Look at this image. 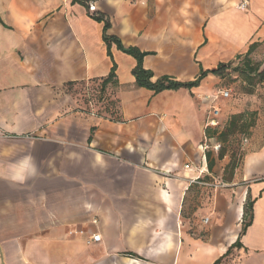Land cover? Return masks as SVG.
I'll use <instances>...</instances> for the list:
<instances>
[{
	"label": "crops",
	"instance_id": "0c3cea01",
	"mask_svg": "<svg viewBox=\"0 0 264 264\" xmlns=\"http://www.w3.org/2000/svg\"><path fill=\"white\" fill-rule=\"evenodd\" d=\"M249 1L0 0V264H264V144L227 185L221 149L200 148L215 77L156 94L113 45L112 112L75 93L113 67L95 17L148 53L153 81L190 82L264 39V0Z\"/></svg>",
	"mask_w": 264,
	"mask_h": 264
},
{
	"label": "rangeland",
	"instance_id": "374dc122",
	"mask_svg": "<svg viewBox=\"0 0 264 264\" xmlns=\"http://www.w3.org/2000/svg\"><path fill=\"white\" fill-rule=\"evenodd\" d=\"M263 40L264 39L258 41L262 44L249 57L251 60V68H255L259 65L260 70L264 69ZM246 52L241 54L242 57L240 59L235 58L232 60L233 65L226 73V76L223 78H215L214 83L215 88L218 90H231L232 95L230 99L218 102L219 108L222 109V118L225 125H228V122L234 115L240 114H242L244 118L238 123V127L242 126L243 121L247 125H252L249 128V131L246 132L245 130L242 131L243 129H241L240 131L244 133L238 132L237 134L229 137L226 142L220 141L218 134L215 132H211L209 134L206 132L207 135L214 136L215 141L221 143L222 147L219 151V154L220 152L224 151L225 158H227L228 161L227 165L231 163L229 166L226 165L223 172V168L219 170L222 176V181L224 182L221 185H227L228 182L232 181L237 171L242 167L246 155L254 150L251 144L253 138L258 140L257 143L260 144V146L264 144V83L252 85L250 84V81H246V77L241 75V73L238 71V69L241 68L244 63L246 65L248 64V60L245 58ZM75 93L81 96L82 100L88 105L89 108L94 106L95 103L100 113H104L106 108L109 106L107 103V94H103L101 97L102 100L105 99L104 102H102V100L101 102H98L100 93L98 91L97 84H80L75 90ZM242 136L249 138V142L247 144L242 143ZM232 164L235 166L234 168L232 167ZM219 171H215V175L218 174ZM207 193H199L198 200L195 202V209H197V207H203V205L206 204ZM209 195H211V193ZM248 212L250 213V210H248ZM206 217L208 218V216ZM204 219L201 220V223L202 225H207L204 223Z\"/></svg>",
	"mask_w": 264,
	"mask_h": 264
},
{
	"label": "trees",
	"instance_id": "16d2710c",
	"mask_svg": "<svg viewBox=\"0 0 264 264\" xmlns=\"http://www.w3.org/2000/svg\"><path fill=\"white\" fill-rule=\"evenodd\" d=\"M95 20L98 22L104 23L103 39H104V42L107 46L108 56L113 60V67H112L111 72L107 78L102 79L100 82L88 83V85L97 84V88H98V91L100 93L99 94L100 98H99L98 102H101V100H102L101 97L103 94H107V97H108V92L106 90L107 89L106 87L109 84H117V75H116L117 64L115 63V61L113 59L112 52H111L113 45H116V47L119 51L133 57L137 61V65L133 70V75L136 79V86L139 88L148 89L150 91H153L156 94L161 93L163 91H167V90H173V91H177L180 89L191 90L193 88L199 87L201 82L206 77H208L209 75H211L215 78H223L226 76V73L229 71V69L233 65V62L231 61V62L226 63V64H220L217 68L212 69V70L204 71L202 69L200 72V75L195 80L190 81V82H180V81H178L172 77H168V76H164V77L158 78L155 81H153V78H154L153 73L151 71L145 69L143 66L144 58L148 55V53L142 52L138 48H135V47H126L123 45V43L121 42V40L118 37L110 35L109 30L111 28V23H110L108 18H105L103 16H98V17H95ZM263 43H264V40H263ZM261 44L262 43L258 42V41H255V42L250 44V46H249V48L245 54V58H246V60H248V62H247L248 64L246 65L244 63L243 66L238 69V71L241 73V75H244L246 77V81H250V84H252V85L264 83V69L260 70L259 65L255 68H251L250 67L251 66V64H250L251 60L249 58L250 55H252ZM241 57H242V55H238L236 57V59H240ZM83 84H85V83H83ZM109 99L110 98L108 97L107 103L109 104V106L106 108L104 113L99 112L95 103H94V106H92L89 109L92 110L95 114H100V115L106 114V113H111L112 112L111 111V102L109 101ZM104 100H102V102H104ZM243 118H244V116L242 114L234 115L230 119V121L228 122L227 126L224 123L221 131H218V128H216L213 131V133L215 132L216 134H218L220 141L226 142L229 137L237 134L238 132L244 133V132L240 131L241 129H243L242 131L245 130L247 132V131H249V128L252 125H247L243 121L242 126H240V127L237 126L238 123ZM208 133H209V131H208ZM224 156H225L224 151L220 152L219 158L223 159ZM229 165H231V163ZM232 167L234 168L235 166L232 164ZM248 210H250V213L248 212ZM252 211H253V204L247 203L245 206L242 233L240 234L238 241L233 245V247H240L241 246L239 241L241 239V236L243 234H245L247 228L251 225ZM229 251H228V253H229ZM220 263H221V260H218L215 264H220Z\"/></svg>",
	"mask_w": 264,
	"mask_h": 264
},
{
	"label": "built area",
	"instance_id": "2783aa9c",
	"mask_svg": "<svg viewBox=\"0 0 264 264\" xmlns=\"http://www.w3.org/2000/svg\"><path fill=\"white\" fill-rule=\"evenodd\" d=\"M249 6H250L249 0H240L238 9L243 12H246L248 11ZM95 11H96V5L95 3L92 2L89 4V12L94 13ZM231 95H232L231 90L221 89V90L216 91L214 97L211 98L214 104L211 106L209 113H208V118H207L206 126H205L206 132H208L211 129L221 128L223 126L224 122L220 121L221 109L217 106V103L219 101H225V100L230 99ZM241 141L242 143L247 144L249 142V138L246 136H242ZM210 143L211 141H210V138L207 136V133L204 134V142L202 143L200 147L203 152H207L211 148L217 152L221 149V144L217 143L212 146ZM185 168L190 169V165H187ZM200 178L198 177L196 179L191 180V183L201 184ZM208 222H209V218H205L204 223L208 224ZM101 241H102V237L100 234H95L90 238V243H100Z\"/></svg>",
	"mask_w": 264,
	"mask_h": 264
}]
</instances>
